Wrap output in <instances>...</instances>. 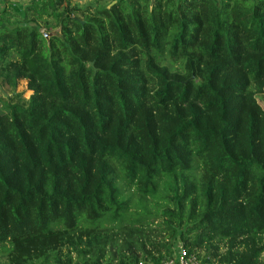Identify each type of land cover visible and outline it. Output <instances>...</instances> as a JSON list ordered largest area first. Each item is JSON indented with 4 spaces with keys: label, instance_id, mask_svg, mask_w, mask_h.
<instances>
[{
    "label": "trees",
    "instance_id": "16d2710c",
    "mask_svg": "<svg viewBox=\"0 0 264 264\" xmlns=\"http://www.w3.org/2000/svg\"><path fill=\"white\" fill-rule=\"evenodd\" d=\"M0 84V264H264V0L10 4Z\"/></svg>",
    "mask_w": 264,
    "mask_h": 264
},
{
    "label": "built area",
    "instance_id": "2783aa9c",
    "mask_svg": "<svg viewBox=\"0 0 264 264\" xmlns=\"http://www.w3.org/2000/svg\"><path fill=\"white\" fill-rule=\"evenodd\" d=\"M164 264H199L194 256L189 255L182 248L179 249L175 257Z\"/></svg>",
    "mask_w": 264,
    "mask_h": 264
},
{
    "label": "rangeland",
    "instance_id": "374dc122",
    "mask_svg": "<svg viewBox=\"0 0 264 264\" xmlns=\"http://www.w3.org/2000/svg\"><path fill=\"white\" fill-rule=\"evenodd\" d=\"M27 88V83L25 81H22L20 83V86H19V91L20 92H24ZM9 90L6 86H3L0 84V98L1 99H7L9 98ZM258 101L260 103V105L262 106V108L264 109V94L263 95H260L258 96Z\"/></svg>",
    "mask_w": 264,
    "mask_h": 264
},
{
    "label": "crops",
    "instance_id": "0c3cea01",
    "mask_svg": "<svg viewBox=\"0 0 264 264\" xmlns=\"http://www.w3.org/2000/svg\"><path fill=\"white\" fill-rule=\"evenodd\" d=\"M32 0H0V11L10 4L27 5ZM79 3L86 4L92 0H75Z\"/></svg>",
    "mask_w": 264,
    "mask_h": 264
},
{
    "label": "water",
    "instance_id": "95a60500",
    "mask_svg": "<svg viewBox=\"0 0 264 264\" xmlns=\"http://www.w3.org/2000/svg\"><path fill=\"white\" fill-rule=\"evenodd\" d=\"M58 33H59V31L56 32V34H58ZM53 34H51V35H53ZM46 37L49 38L50 37V34L49 35H46Z\"/></svg>",
    "mask_w": 264,
    "mask_h": 264
}]
</instances>
